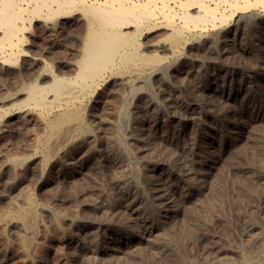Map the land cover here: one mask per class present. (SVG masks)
Returning a JSON list of instances; mask_svg holds the SVG:
<instances>
[{"label": "rangeland", "instance_id": "obj_1", "mask_svg": "<svg viewBox=\"0 0 264 264\" xmlns=\"http://www.w3.org/2000/svg\"><path fill=\"white\" fill-rule=\"evenodd\" d=\"M179 1L188 0L169 2V8L178 10ZM211 1L207 3L213 6ZM226 6L219 7V15L231 16ZM252 9L245 14L257 10ZM161 20L164 22L158 19L159 24L163 23ZM175 22L179 23L177 19ZM214 25V30L211 25L206 30L213 34L211 40L187 52L189 64L175 65L162 71V75L152 77L151 95L131 101L127 117L120 122L122 137L132 153L125 159L113 146H108L107 139L113 131L110 125L118 102L99 108L96 114L102 121L92 118L98 144L86 138L75 147H65L64 157L44 172L32 156L34 140L40 138L41 131L32 123L24 126L17 123L12 113L4 118L5 109L10 105L0 106V117L5 120L4 128H8L0 136V218L3 217L0 219L3 227L0 228V264H225L226 260L231 264H264V21L254 24L245 21L226 34L225 30L234 29L233 19L217 20ZM159 26L140 39V43L148 39L164 42L167 32ZM53 53H42L43 58H48L43 62L48 67L50 64V69L57 74L61 70L58 61L66 56L62 52ZM158 55L168 57L164 52ZM42 65L34 70L42 69ZM208 70L212 74L207 77ZM215 78L218 79L209 84ZM116 80L107 79L108 83ZM105 90L106 87L102 91ZM162 132L167 138L160 136ZM59 139L51 146L52 152L64 146L63 138ZM17 156L34 161L30 159L31 165L19 173L21 176L2 161ZM187 158L196 159L195 168L187 165ZM66 160L71 164L84 162L89 174L76 183L65 181L70 171ZM153 166L163 169L162 174L149 173ZM130 167L140 176L137 184L140 199L145 200L148 194L152 197L151 204L138 202L143 204L138 206L142 213L137 217L126 209L129 203L119 199L115 187L123 169ZM179 168L185 179L194 183L191 187L183 188L177 181L167 184L164 180L172 173L181 172ZM131 184L129 189L133 190L134 184ZM156 191L158 198L153 193ZM24 194L31 196L40 217L33 235H27L31 246L23 253L21 234L5 222L3 215L8 208L18 206ZM16 196H20L18 200ZM165 206L174 211L171 220L156 214L157 209ZM72 222L87 229L78 234ZM125 241L128 244L120 254L94 255L96 258L91 255L97 244ZM74 242L77 244L69 245ZM242 252L248 256L247 262L241 260Z\"/></svg>", "mask_w": 264, "mask_h": 264}, {"label": "bare ground", "instance_id": "obj_2", "mask_svg": "<svg viewBox=\"0 0 264 264\" xmlns=\"http://www.w3.org/2000/svg\"><path fill=\"white\" fill-rule=\"evenodd\" d=\"M173 1L0 0V106L7 104L10 105L9 109L4 108L7 111V113L4 111V118H7L8 113V115H11L10 113H12V116L16 119L17 123L21 122L23 123V126L24 123H32L41 131L40 138L37 137L38 139L35 140L33 138L35 152L34 155H32L35 161L39 163L41 172H44V170L52 165V163L61 160L64 157L63 154L65 147H75V145L81 140L86 138L91 139L92 142L96 143L97 133L93 127V123L95 120L99 122L102 121V119L97 118L96 113H98L100 107L105 105L111 106L110 104L117 102L119 105L115 106V112L113 111L114 108H111L113 109L111 112L115 113V116H113L115 119L111 123L112 125H110L112 126L111 129L113 131L107 138L109 142V145L108 143L107 145L109 147L113 146L115 151L120 153L124 159L130 156L131 152L129 153L125 140L122 137L123 134H121L122 131H120V122L127 117L126 115L129 112L132 100H143L151 95L149 87L151 78L162 75V71L166 69L169 70L175 65H186L189 62L186 55L187 52L202 47L211 40L213 34L211 35L206 30L209 25H211L214 30V24L217 20H219V22H226L228 17L235 21L236 27L234 26V29L232 30H225L224 34L228 33V31H235L237 26L245 21L253 24L264 21V2L262 0H210L213 3V6L210 5V3H207L208 0L179 1V5L176 6L179 7L178 10L169 8L168 3ZM221 5H227L226 7L229 6L230 9L228 8V10H231L232 12H229L231 13V16L229 15L230 17L224 16V13L219 15V7ZM192 7H195L196 10L191 12L190 8ZM251 8L257 10H254L251 13L249 12V14L246 15L245 13ZM158 19H163L164 22L161 20L163 23L159 24ZM176 19L179 23L175 22ZM219 24L221 26L222 23ZM159 25L162 26V29L160 28L161 30L165 29L167 32V36H164L166 37L164 42H154L149 41L148 39L149 42L144 41L143 43H140V39L157 29V27H160ZM190 28L194 29L192 30ZM194 32L197 33L195 34ZM212 42L214 43V41ZM213 43L209 44V46L213 45ZM53 52H62L65 54L62 56H66L59 59L58 67L61 70L58 71L59 73L57 74L50 69V64L48 67V65L43 62L47 57L43 58L42 53H50L51 55ZM160 52L168 54V57H160L158 55ZM45 61L48 62V60ZM42 63V69L38 71L34 70ZM210 74H212V72H209L208 70V73L206 74L207 77L210 76ZM112 77L117 80L108 83L107 79ZM157 78L159 79V77ZM217 79L218 78H215L214 81L209 84L215 82ZM140 82L144 83V85H139ZM104 87H106V90L103 92L102 90ZM151 98L153 100V97ZM133 104H135V102ZM4 118L0 117V136L8 129L7 127V129L4 128ZM92 118L95 120L93 121ZM26 127L29 128L27 125ZM163 133L164 132H162L160 136L167 138V134L165 135ZM105 135H108V133H105ZM61 137L64 140H62L64 146L58 147L57 149L55 148L56 151L53 149L54 152H52L51 146L54 144L56 145V141ZM98 143L99 141L96 144ZM129 143L131 144L130 140ZM57 144L59 145L58 142ZM87 144L89 145V143ZM80 145H82V143ZM133 156L135 155L133 154ZM30 159L31 158H21L17 156L2 161H5L3 164L12 168L15 174H19L20 172H23L26 167H29L28 165L33 161V159L30 161ZM68 162L69 161L66 160L65 165L69 167L70 171L68 172L65 181L67 180V182L76 183L89 174L88 167L84 162H78V164H71ZM187 163L191 168H195L198 164L196 159L193 158H187ZM121 164L124 165L125 163ZM180 170L181 172L177 171L178 173H172L171 177L164 180H167V184H170L168 181H173L175 183L177 181L179 184H182L183 188L191 187L190 184L192 181L185 179L182 169ZM162 171L163 169L154 166L148 170L153 176H155L154 174L161 175ZM121 174V177L118 178V180L116 179L115 182L116 191L119 194V199L129 203V205H126V209L132 215L137 217L142 213V210H140L138 206H141L143 202L151 204L152 197L148 194L147 196H144L146 197L145 200L142 197L140 199L139 190L137 191V187L139 188L137 185L139 181L138 177L140 176L135 168L130 167L129 170L123 169ZM18 177L16 180L20 178ZM129 183L134 184V187L132 186L133 190L129 189ZM153 193L156 197L159 196L157 191ZM18 197L16 196V200H18ZM156 197H154V199ZM141 200L143 202L138 203ZM19 201L18 206L10 209L8 208V211L3 216L6 220L5 222L8 221L7 223L11 225L18 234H21L19 236L22 239L20 246H22L24 253L27 252L31 246V242H29L31 241V238L29 239L28 236L31 237L33 235L37 228L38 217L40 216L38 207H36L37 205L34 204L35 202H33L30 195L24 194L20 197ZM171 209L165 206L157 209L156 214H162L167 219L171 220L170 216L174 213ZM108 210L112 211V207L108 206ZM1 218L3 217L1 216ZM72 223L74 225V230H76L75 232L77 233L80 231L84 232L87 229V227L80 225V223ZM16 231L14 233H16ZM19 237L17 238L19 239ZM95 243L97 242L95 241ZM73 244H77V242L70 243L69 245ZM127 244L128 242L126 241L111 243L110 245L106 244L104 246H98V244H95L96 246L93 247L94 250L91 251V255L101 256L103 254H120L122 252L121 249ZM240 255L243 262L249 260L248 256L243 252ZM119 259H121V257ZM224 263L231 264V261L226 260Z\"/></svg>", "mask_w": 264, "mask_h": 264}]
</instances>
